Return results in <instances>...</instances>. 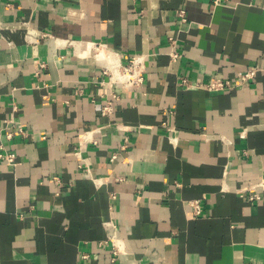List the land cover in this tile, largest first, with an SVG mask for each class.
Returning <instances> with one entry per match:
<instances>
[{"label":"crops","instance_id":"1","mask_svg":"<svg viewBox=\"0 0 264 264\" xmlns=\"http://www.w3.org/2000/svg\"><path fill=\"white\" fill-rule=\"evenodd\" d=\"M3 152L0 264H264V0H0Z\"/></svg>","mask_w":264,"mask_h":264},{"label":"built area","instance_id":"2","mask_svg":"<svg viewBox=\"0 0 264 264\" xmlns=\"http://www.w3.org/2000/svg\"><path fill=\"white\" fill-rule=\"evenodd\" d=\"M218 2V0H214ZM177 17L181 22H185V12L184 10H178ZM171 40V49L170 56L172 58L178 57L179 53L176 51V43L173 39ZM144 72H145V56L143 54L134 56L128 63L122 64L119 63L116 70L112 71L109 68H104L103 73L108 74L107 84L111 86L113 84H119L121 88L127 92L135 91L140 88L144 81ZM254 75V69L247 70L239 76L240 83H244L249 80ZM104 82H102L103 84ZM181 86L186 88H202L205 90H224L232 86V81L229 79H223L220 77H212L208 82H199L198 80H191L187 77H181L179 80ZM109 111V105H104L101 109V112L105 114ZM16 132L19 134L24 133L21 125H18ZM10 136V134H8ZM0 157L8 162L10 165H15L16 157L15 154L11 152L0 153ZM89 170L86 168L85 173ZM250 199L258 198L256 193L250 194ZM189 206V217L191 219H196L201 214V206L199 200H190L188 202ZM113 244V253L117 254L116 245L112 240Z\"/></svg>","mask_w":264,"mask_h":264},{"label":"bare ground","instance_id":"3","mask_svg":"<svg viewBox=\"0 0 264 264\" xmlns=\"http://www.w3.org/2000/svg\"><path fill=\"white\" fill-rule=\"evenodd\" d=\"M110 54H111V53H110ZM97 55L101 58V56H103V53L100 52V53H98ZM107 57H108V56H107ZM109 57H110V56H109ZM106 61H107V60H106ZM113 61H114V60H112L111 63H112ZM109 64H110V63H109ZM114 70H115V69H114Z\"/></svg>","mask_w":264,"mask_h":264}]
</instances>
